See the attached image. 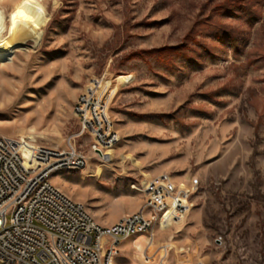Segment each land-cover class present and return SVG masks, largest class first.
Wrapping results in <instances>:
<instances>
[{"label": "rangeland", "instance_id": "obj_1", "mask_svg": "<svg viewBox=\"0 0 264 264\" xmlns=\"http://www.w3.org/2000/svg\"><path fill=\"white\" fill-rule=\"evenodd\" d=\"M0 14L32 35L0 65V134L65 151L76 99L110 81L111 163L53 186L102 224L140 208L144 179H196L192 208L155 249L183 250L167 264H264V0H0ZM130 242L115 264H139Z\"/></svg>", "mask_w": 264, "mask_h": 264}, {"label": "built area", "instance_id": "obj_2", "mask_svg": "<svg viewBox=\"0 0 264 264\" xmlns=\"http://www.w3.org/2000/svg\"><path fill=\"white\" fill-rule=\"evenodd\" d=\"M106 82L93 79L76 99L78 131L68 137L65 151L29 143L23 153L19 139L0 134V264H115L122 242L145 236L153 243L157 231L179 223L192 208L198 180L185 185L161 174L133 185L142 205L105 227L51 184L53 175L81 173L92 160L107 164L106 154L119 144ZM83 137L88 153L76 148ZM26 157L36 160L34 166L25 165ZM158 252L147 260L167 264L168 256Z\"/></svg>", "mask_w": 264, "mask_h": 264}, {"label": "bare ground", "instance_id": "obj_3", "mask_svg": "<svg viewBox=\"0 0 264 264\" xmlns=\"http://www.w3.org/2000/svg\"><path fill=\"white\" fill-rule=\"evenodd\" d=\"M3 14V13H2ZM3 16V15H2ZM18 18H14L13 21L8 22L7 20H3L0 14V65L1 64H11L12 63V50L20 49V48H29L27 43H32V35L27 27L17 21ZM6 89V86H1V89ZM21 137V151L24 153L26 149H30L29 143L33 142L34 136H26L23 132H20ZM107 158H105L104 162L109 164L112 161V152H108L106 154ZM126 156H123L122 159H126ZM26 159H28L26 157ZM35 159L31 158V160H26L25 165L34 166ZM98 174V173H97ZM100 174V173H99ZM167 226L164 230L168 229ZM134 251L132 256L133 260L137 261L139 264H153V259L150 261L147 260V255L152 256L155 252L159 251L160 255L168 256V253L175 249L173 245L165 243L160 245V250L155 249V243L148 242V239L145 236H137L134 237L132 242H130ZM176 247V246H175ZM158 248V249H159ZM176 254L183 252V250L175 249ZM155 257V256H153ZM178 259V258H177ZM179 264H183V261H179Z\"/></svg>", "mask_w": 264, "mask_h": 264}, {"label": "crops", "instance_id": "obj_4", "mask_svg": "<svg viewBox=\"0 0 264 264\" xmlns=\"http://www.w3.org/2000/svg\"><path fill=\"white\" fill-rule=\"evenodd\" d=\"M123 92H125V91H123ZM120 95H119V97H118V101H120L122 98H123V100H128V98H129V96H128V94H127V92L126 93H119ZM121 96V97H120ZM111 114H112V116H113V118L115 119V120H117V121H119V120H124V119H127V115L126 114H122V113H120V112H118V111H116V110H113L112 112H111ZM169 170H171V169H168L167 171H164V172H168ZM155 174H158V172L157 173H155ZM158 175H161V174H158ZM158 175H156V176H158ZM180 179V178H179ZM56 187V186H55ZM59 189V188H58ZM60 190V189H59ZM118 219H112L111 221L110 220H106L105 222H102V226H105V227H107V226H111L112 224H114L116 221H117Z\"/></svg>", "mask_w": 264, "mask_h": 264}]
</instances>
